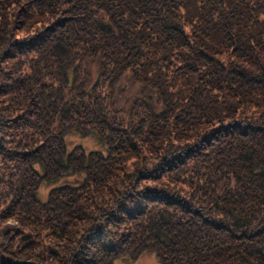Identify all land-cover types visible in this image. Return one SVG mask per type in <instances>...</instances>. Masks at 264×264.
<instances>
[{
  "label": "trees",
  "instance_id": "obj_1",
  "mask_svg": "<svg viewBox=\"0 0 264 264\" xmlns=\"http://www.w3.org/2000/svg\"><path fill=\"white\" fill-rule=\"evenodd\" d=\"M143 252L264 264V0H0V264Z\"/></svg>",
  "mask_w": 264,
  "mask_h": 264
},
{
  "label": "rangeland",
  "instance_id": "obj_2",
  "mask_svg": "<svg viewBox=\"0 0 264 264\" xmlns=\"http://www.w3.org/2000/svg\"><path fill=\"white\" fill-rule=\"evenodd\" d=\"M90 146V144H89ZM88 146V147H89ZM53 183L42 184L39 190V196L41 199H46L48 195L49 189L53 186ZM116 264H158L157 258L153 253L143 252L134 260H126V261H116Z\"/></svg>",
  "mask_w": 264,
  "mask_h": 264
}]
</instances>
